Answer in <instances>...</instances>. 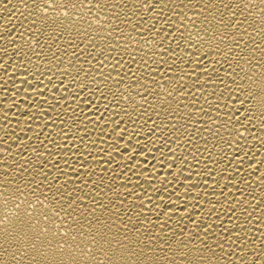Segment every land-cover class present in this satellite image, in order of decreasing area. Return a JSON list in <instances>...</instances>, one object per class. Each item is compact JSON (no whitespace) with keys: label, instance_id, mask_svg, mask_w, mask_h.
<instances>
[{"label":"bare ground","instance_id":"obj_1","mask_svg":"<svg viewBox=\"0 0 264 264\" xmlns=\"http://www.w3.org/2000/svg\"><path fill=\"white\" fill-rule=\"evenodd\" d=\"M0 264H264V0H0Z\"/></svg>","mask_w":264,"mask_h":264}]
</instances>
